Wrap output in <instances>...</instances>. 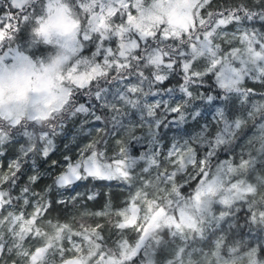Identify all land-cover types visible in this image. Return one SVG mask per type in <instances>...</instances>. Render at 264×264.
<instances>
[{
	"label": "snow or ice",
	"instance_id": "1",
	"mask_svg": "<svg viewBox=\"0 0 264 264\" xmlns=\"http://www.w3.org/2000/svg\"><path fill=\"white\" fill-rule=\"evenodd\" d=\"M54 5L58 92L0 111V264H264V0H0V44ZM77 116L88 142L50 160ZM97 181L119 206L91 210Z\"/></svg>",
	"mask_w": 264,
	"mask_h": 264
},
{
	"label": "clouds",
	"instance_id": "2",
	"mask_svg": "<svg viewBox=\"0 0 264 264\" xmlns=\"http://www.w3.org/2000/svg\"><path fill=\"white\" fill-rule=\"evenodd\" d=\"M63 0H61V3ZM71 17L57 12L56 5L34 21L31 35L43 46H55L72 34ZM57 57L44 63L21 61L15 67L0 70V111H13L26 117L34 108L44 110L52 99L50 93L58 92L63 65H55ZM47 68L49 71L45 72ZM47 88V90H46Z\"/></svg>",
	"mask_w": 264,
	"mask_h": 264
},
{
	"label": "rangeland",
	"instance_id": "3",
	"mask_svg": "<svg viewBox=\"0 0 264 264\" xmlns=\"http://www.w3.org/2000/svg\"><path fill=\"white\" fill-rule=\"evenodd\" d=\"M67 2H70V0H67ZM45 9L46 8L41 9L37 18H39V16L44 15ZM33 26H34V21L31 23H25L18 29V31L16 32V34L14 35L12 39L13 44L14 43L18 44L17 47H13L10 49L8 48L7 50L0 53V63H2L6 67H12L16 65L18 62L23 61L24 58H27V60H31L34 63H44L50 60L51 58L58 57L62 54H66L60 44H56L55 46H43L42 44L39 43V41L35 40V38L31 35V29L33 28ZM25 49L28 51H32L33 54L38 56V59L37 60L31 59L27 55H25V53L21 52L22 50H25ZM90 51H89V54H90ZM77 55H83V52L78 53ZM72 58L73 57L70 56V59ZM88 127H90V125L86 126L82 130L76 129L75 131H72L70 134L68 133V134L61 135L60 138L62 139V142L60 143V141L58 140L54 142L55 144L54 151H57L56 157L62 158L63 153L69 150H71L72 152H75L81 144L87 143L89 140V137L85 136L84 132L86 131ZM251 135L252 133L249 136ZM66 145L68 146L67 148L65 147ZM6 155L12 156L13 152L10 150ZM2 162H3L4 167L0 168V171H6L7 170V159H3ZM47 168L48 166L43 168L41 170V173H43L45 169ZM25 178L27 177L26 176L23 177L22 180H25ZM112 183L115 184V182H112ZM123 195H120L119 198H122ZM101 208H98L96 210H100ZM78 218L79 217L77 216L76 219H72L71 215L67 216L68 222L74 228L79 227V224L76 223ZM86 219H88V222L85 224L94 225L96 220H101V219H106V218L86 217Z\"/></svg>",
	"mask_w": 264,
	"mask_h": 264
},
{
	"label": "trees",
	"instance_id": "4",
	"mask_svg": "<svg viewBox=\"0 0 264 264\" xmlns=\"http://www.w3.org/2000/svg\"><path fill=\"white\" fill-rule=\"evenodd\" d=\"M224 0H216V3H223ZM4 11H6V9L0 8V14H2ZM36 40V39H35ZM17 43L13 44V41L11 40V42H7V43H2L0 44V53H2L3 51L7 50L8 48H13V47H17ZM90 51V50H89ZM21 52L25 53V55H27L29 58L31 59H38V56H36L35 54L32 53V51H28V50H22ZM248 86L250 87H254V88H259V85L253 84V82L249 81L248 82ZM259 99V97H257ZM83 118L81 116H77L75 118H73L72 120L68 121L65 125V128L63 130V132H61L60 135H58L57 137H55L54 142L56 140L60 141V143L62 142V139L60 138L61 135L63 134H70L72 131H75L76 129H84L86 126L85 125L84 128H81V120ZM192 123V122H190ZM254 130V126L250 123L248 125V135H250L252 133V131ZM57 151H53L50 154L49 159H57L58 157H56ZM55 155V157H54ZM53 156V157H52ZM46 166H48L47 163H45L43 160L40 161V171L45 168ZM27 178H25L26 180ZM24 180H22L23 182ZM44 181H41L40 186H43ZM108 184V182H101V181H97L96 182V189L95 191H97L99 193L97 199L95 201H89L90 205H94V207L92 208L93 210H96L98 208H101L105 201L108 199V195H111L112 198V202L114 206H119L120 200L121 198L120 195H123V193L115 186L112 187H108L106 186ZM113 184V183H112ZM115 185V184H113ZM7 186V185H5ZM87 189L85 187H81L79 188V191L81 193L85 192ZM18 192V190H15ZM63 206L62 205H57L55 211L52 212V215L49 217V219H52L54 222L59 220L60 222H63L64 219H67V217H65V213L64 211H62ZM79 218L77 219V224H79ZM102 222H106V219H101ZM84 223L88 222V219H86V217L83 220Z\"/></svg>",
	"mask_w": 264,
	"mask_h": 264
}]
</instances>
